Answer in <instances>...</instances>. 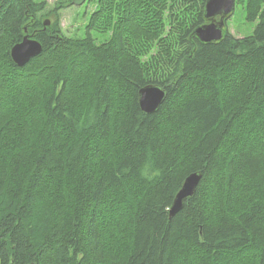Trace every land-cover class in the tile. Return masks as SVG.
Masks as SVG:
<instances>
[{
    "label": "trees",
    "instance_id": "1",
    "mask_svg": "<svg viewBox=\"0 0 264 264\" xmlns=\"http://www.w3.org/2000/svg\"><path fill=\"white\" fill-rule=\"evenodd\" d=\"M87 1L78 38L72 0H0V263L264 264V0L210 42L206 0ZM24 35L42 50L18 66Z\"/></svg>",
    "mask_w": 264,
    "mask_h": 264
},
{
    "label": "water",
    "instance_id": "2",
    "mask_svg": "<svg viewBox=\"0 0 264 264\" xmlns=\"http://www.w3.org/2000/svg\"><path fill=\"white\" fill-rule=\"evenodd\" d=\"M86 0H72L73 5L80 6ZM235 6V0H206L204 6V16L207 23L196 27L193 33L202 42L220 40L224 32L225 17L229 16ZM218 17V19L216 18ZM49 20L44 22L48 25ZM42 50L41 44L28 35H24L20 42L14 44L10 49L12 60L19 66L27 63L30 58L39 54ZM165 98V91L157 85H147L140 89L138 105L146 113H152L158 109ZM201 179V174L193 172L189 174L183 183V188L178 192L175 200L169 208V215L177 213L183 205L185 199L190 197ZM1 264V263H0Z\"/></svg>",
    "mask_w": 264,
    "mask_h": 264
},
{
    "label": "rangeland",
    "instance_id": "3",
    "mask_svg": "<svg viewBox=\"0 0 264 264\" xmlns=\"http://www.w3.org/2000/svg\"><path fill=\"white\" fill-rule=\"evenodd\" d=\"M56 0H46L47 7L54 5ZM93 9L92 3L87 0L80 6L71 5L59 10V24L62 31L70 36L83 37L86 36V25L89 20V15ZM50 23V22H49ZM254 23L248 22L245 18V11L242 5L236 3L234 10L227 20L228 30L235 36H245L252 32ZM91 37L96 41H104L107 35L91 32Z\"/></svg>",
    "mask_w": 264,
    "mask_h": 264
},
{
    "label": "bare ground",
    "instance_id": "4",
    "mask_svg": "<svg viewBox=\"0 0 264 264\" xmlns=\"http://www.w3.org/2000/svg\"><path fill=\"white\" fill-rule=\"evenodd\" d=\"M184 9H185V8H184ZM177 14H178V13H177ZM49 22H50V21H49ZM45 26H47V25H45ZM29 38H31V37H29ZM32 39H33V38H32ZM38 42H39V41H38ZM39 43H40V42H39ZM41 46H42V45H41ZM30 59H31V58H30ZM30 59H29V60H30ZM25 64H26V63H25ZM16 65H17V64H16ZM23 65H24V64H23ZM18 66H19V65H18ZM144 87H145V86H144ZM142 88H143V87H142ZM140 89H141V88H140ZM140 89H139V91H140ZM139 91H138V96H139ZM183 183H184V182H183ZM182 185H183V184H182ZM197 186H198V185H197ZM197 186H196V187H197ZM182 188H183V186H181V188H180L179 191H181ZM195 190H196V188H195ZM195 190H194V192H195ZM179 191H178V192H179ZM194 192H193V193H194ZM177 194H178V193H177ZM177 194H176V196H177ZM176 196H175V198H176ZM175 198H174V200H175ZM174 200H173V201H174ZM172 203H173V202H172Z\"/></svg>",
    "mask_w": 264,
    "mask_h": 264
}]
</instances>
